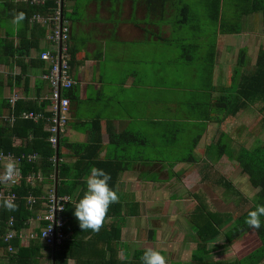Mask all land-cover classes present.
Listing matches in <instances>:
<instances>
[{
  "label": "crops",
  "instance_id": "crops-1",
  "mask_svg": "<svg viewBox=\"0 0 264 264\" xmlns=\"http://www.w3.org/2000/svg\"><path fill=\"white\" fill-rule=\"evenodd\" d=\"M2 14L0 41L19 48L26 41L20 38L23 23L15 25ZM66 17L79 86L63 137L100 144L102 159L127 163L118 186V201L128 203L120 257L157 249V239L173 230L174 215L167 200L155 209L158 191L189 174L230 167L224 164L227 155L217 159V146L220 141L234 146L235 118L220 114L217 102L232 88L236 69L248 73L241 57L264 50V0H69ZM47 34L15 54L27 67L0 63L3 99L48 103L51 89L43 78L48 64L41 59L50 48ZM12 52L13 47L7 56ZM62 152V162L77 160L71 150ZM173 172L181 179L169 181Z\"/></svg>",
  "mask_w": 264,
  "mask_h": 264
},
{
  "label": "trees",
  "instance_id": "trees-1",
  "mask_svg": "<svg viewBox=\"0 0 264 264\" xmlns=\"http://www.w3.org/2000/svg\"><path fill=\"white\" fill-rule=\"evenodd\" d=\"M66 1L69 0H63L65 12ZM55 6L56 0H47L45 6H33L25 0H2L0 11L3 12L2 17L5 19H14L16 14L24 13L20 38L26 41L21 43L19 48L14 46V42L0 41V63L5 65L17 63L27 67L22 57L15 60L16 57L14 56L16 53H23L31 49L37 45V42L39 43V39L45 38L46 27L39 22L32 23L31 19L36 14L48 15ZM29 31L32 35L31 38L28 37ZM12 47L14 52L10 53L11 55L8 57L7 50ZM70 50L74 56L72 47ZM247 61L246 57H241L240 63H243L241 66H246ZM73 63L74 57L71 61L72 66ZM233 79L232 88L223 94L217 102L219 113L224 114L225 118H237L244 110H248L259 102L263 104L259 112L264 113V50L259 52L253 71L243 74L236 69ZM2 84L3 79L0 78V85ZM78 86L79 82L77 81L76 85L63 91V95L70 100V114L72 105L77 100L76 88ZM0 99V152L12 153L21 158L23 173L21 182L13 188V192L16 194L13 202L16 205L15 210L6 209L3 206L6 200H0V259H7L8 264H45L41 261L44 258L47 260L46 264H70L71 261H74L75 264H141V257L147 248L138 249L132 256L127 254L123 258L119 254L122 229L128 215V212L125 211L128 203L124 204V202L118 201L111 205L104 224L98 232L80 229L78 221L73 215L76 202L86 190L85 180L89 170L96 167L109 173L111 176L109 186L118 194L120 177L127 170L126 161L120 158L102 159L100 157L102 150L100 144L98 146L75 144L65 139L64 135L60 139L59 146L54 148L49 142L50 131L47 119L34 122L19 118L23 112L30 111L44 113L46 118L49 117L51 115L47 110L49 102L38 105L36 101L18 100L12 107L9 99H3L2 93H0ZM5 113H14L17 117L16 122L12 124L5 121L3 119ZM126 135L125 139L127 140L129 134ZM63 148L71 150L72 155L77 157L73 164L61 161ZM217 149V159L220 160L227 155L228 159L236 163L242 172L248 176L256 193L250 208L237 218H234L231 213L212 208L204 190L191 193L196 204L188 217V221L192 231L197 235L198 242L189 264H264V226L257 231L249 229L245 224L248 212L257 205H264V144L247 148L236 145V143L233 146L231 143L220 141ZM31 154H38L40 159L29 161L27 158H22L24 155ZM54 158L56 162L52 161ZM190 160L195 159H187L185 162H190ZM4 169L5 167L0 162V173ZM32 173L36 175L41 173L43 178L31 182L28 177ZM170 175L169 181L175 177H181V174L174 172ZM203 178L205 179L206 175ZM218 182L228 188L232 186L231 182L224 177L218 179ZM52 187H55L59 196H69L73 199V202L67 205L64 213L66 222L64 233L67 235V239L63 245L56 248L48 247L42 241V232L47 223L44 220H39L40 216L47 211L45 197L52 190ZM2 189L3 186L0 182V190ZM29 195L38 199L35 204H29ZM12 218L18 234L23 231L37 234L36 237L29 240L27 245H22L19 237L14 239L11 242L14 247L13 252L9 250L10 243L5 242L8 223ZM110 219L113 221H109ZM31 222H34L33 227L29 226ZM250 235L255 236L258 241L257 247L253 250L231 262L216 259L217 254L223 253L231 247L237 248ZM222 239L225 240L222 244L215 245ZM235 244L237 245L235 246ZM211 245L213 246L211 247ZM160 251L166 256V252Z\"/></svg>",
  "mask_w": 264,
  "mask_h": 264
},
{
  "label": "rangeland",
  "instance_id": "rangeland-1",
  "mask_svg": "<svg viewBox=\"0 0 264 264\" xmlns=\"http://www.w3.org/2000/svg\"><path fill=\"white\" fill-rule=\"evenodd\" d=\"M187 32L188 35H192L190 30H187ZM167 58L174 63H177L176 61H184L182 57ZM257 58L246 57L248 60L246 64V68L249 70L248 73L255 69ZM262 106L263 104L259 102L251 106L248 110H244L239 117L233 119V125L230 128H234L233 130H235L234 144L236 143V145H242L247 148H252L257 144H264V122H262L264 113L259 112ZM222 130H226V127H222ZM230 162L228 159V163L224 164H230ZM231 164L230 167H223L222 169L207 174H189L185 180L180 178L181 182L173 181L169 186H166V190L158 191L159 194L156 195V198L159 199V202L155 209L159 210V208H163L162 203L164 200H167L172 205L170 213L174 214L171 216L173 230L168 232V236L157 239V245L154 246L158 250L166 249L168 264H172L173 262L189 264L192 259V252L197 246V235L193 233L188 221V217L194 210L196 204L191 193L204 190L211 202L212 208L221 212L231 213L234 218L239 217L250 208L256 190L252 186L248 176L242 172L241 168L234 162H231ZM204 175H206L205 179L203 178ZM221 177L231 182L232 186L228 188L219 182L217 183ZM172 195H177V199H171L174 198ZM223 241L225 240L222 239L215 245H220ZM20 242L22 245L28 244L25 241L22 242L21 239ZM257 245V238L250 235L237 248L231 247L229 250L217 254L216 259L231 262L239 256L253 250ZM41 261L42 263H47L45 258Z\"/></svg>",
  "mask_w": 264,
  "mask_h": 264
},
{
  "label": "built area",
  "instance_id": "built-area-1",
  "mask_svg": "<svg viewBox=\"0 0 264 264\" xmlns=\"http://www.w3.org/2000/svg\"><path fill=\"white\" fill-rule=\"evenodd\" d=\"M33 6H45L47 0H25ZM31 22L42 23L47 29V40L50 45L46 51L41 54V59L46 61L48 64L47 72L44 73L43 78L48 82L51 93L48 97V112L51 113L46 118L44 113L38 112H23L19 118L24 120H33L38 122L42 119H47L49 123V142L54 148H57L60 143L62 135L65 134L68 122L70 119V100L68 97L63 95V91L70 89L72 86L77 84V80L73 75V66L71 64V26L70 21L66 17L64 11L63 0H56V6L51 9V12L44 16L36 14L32 17ZM0 67V73H2ZM18 97L9 98L11 106H15L18 101ZM5 121L14 124L17 117L12 114H6L3 116ZM29 161H37L40 159L38 154H31L23 156ZM52 161L56 162L55 158ZM0 162L3 164L5 169L0 173V182L3 189L0 190V200H11L15 201L16 194L13 192V188L17 186L23 178L21 169V158L14 156L12 153L0 152ZM9 163H14L15 174L11 179H4V173ZM41 173H32L29 175L28 180L36 182L38 179H42ZM47 202V211L40 216L39 220L47 223V226L43 229L41 239L48 246L56 248L57 246L63 245L67 239V235L64 233L65 217L64 213L69 203L73 202V199L69 196H59L56 192L55 187L45 197ZM37 198L33 195H29L28 202L33 205L37 202ZM38 220V221H39ZM30 227L34 226V222L29 224ZM36 233L23 231L21 234L15 229L14 219L12 218L8 223V230L5 236V242L9 244V250L14 251V247L11 242L19 237L22 242H29L31 238L36 237Z\"/></svg>",
  "mask_w": 264,
  "mask_h": 264
},
{
  "label": "clouds",
  "instance_id": "clouds-1",
  "mask_svg": "<svg viewBox=\"0 0 264 264\" xmlns=\"http://www.w3.org/2000/svg\"><path fill=\"white\" fill-rule=\"evenodd\" d=\"M24 20V13L14 16L13 23L20 25ZM15 174L14 163H9L4 173V179H11ZM111 176L103 169L92 167L86 177V190L76 202L73 215L78 221L80 229L98 232L103 226L106 215L111 205L118 202L119 196L109 186ZM6 209L14 211L16 205L7 200L3 205ZM264 205H257L249 211L245 224L249 229L259 231L264 226ZM141 264H168L167 257L158 249H147L141 257Z\"/></svg>",
  "mask_w": 264,
  "mask_h": 264
}]
</instances>
